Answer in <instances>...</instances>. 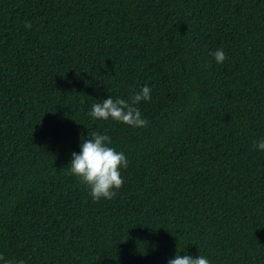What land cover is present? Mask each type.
Here are the masks:
<instances>
[{"label":"trees","instance_id":"1","mask_svg":"<svg viewBox=\"0 0 264 264\" xmlns=\"http://www.w3.org/2000/svg\"><path fill=\"white\" fill-rule=\"evenodd\" d=\"M145 84L146 126L89 115ZM92 132L129 162L112 199L66 169ZM261 138L264 0H0L3 260L264 264Z\"/></svg>","mask_w":264,"mask_h":264},{"label":"clouds","instance_id":"2","mask_svg":"<svg viewBox=\"0 0 264 264\" xmlns=\"http://www.w3.org/2000/svg\"><path fill=\"white\" fill-rule=\"evenodd\" d=\"M30 28L31 24H26ZM218 64H223L227 56L222 48L211 53ZM151 99V88L145 84L138 91H133L129 99L112 97L93 103L89 115L96 120H114L130 127H143L147 120L143 118L137 107L141 102ZM107 135L92 132L79 145V152H72L66 169L82 184L86 185L93 200L112 199L116 190L123 185L122 170L128 167L126 155L110 146ZM254 148L264 152V138L254 143ZM0 264H12L0 258ZM18 264H24L21 260ZM167 264H211L210 260L200 253L198 255H181L177 251L174 257L167 259Z\"/></svg>","mask_w":264,"mask_h":264}]
</instances>
